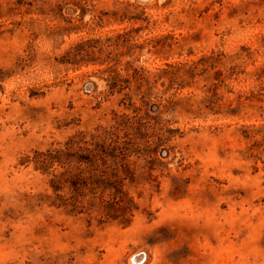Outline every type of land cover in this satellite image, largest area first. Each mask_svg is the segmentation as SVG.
Returning a JSON list of instances; mask_svg holds the SVG:
<instances>
[{
	"label": "rangeland",
	"instance_id": "rangeland-1",
	"mask_svg": "<svg viewBox=\"0 0 264 264\" xmlns=\"http://www.w3.org/2000/svg\"><path fill=\"white\" fill-rule=\"evenodd\" d=\"M263 67L264 0H0V264H264Z\"/></svg>",
	"mask_w": 264,
	"mask_h": 264
},
{
	"label": "trees",
	"instance_id": "trees-1",
	"mask_svg": "<svg viewBox=\"0 0 264 264\" xmlns=\"http://www.w3.org/2000/svg\"><path fill=\"white\" fill-rule=\"evenodd\" d=\"M211 65L213 66V68L215 67V64H211ZM260 72H261V73L258 74V77H259V78L264 77V67L260 70ZM259 94H260V93H253V92H251V95H250V96H245L244 99H245V100H251V99H254V98H255V99H258L257 97H258ZM239 102H240L239 104H241V101H239ZM242 104H243V102H242ZM229 111H230V113H234V112H233V109H231V108H230Z\"/></svg>",
	"mask_w": 264,
	"mask_h": 264
}]
</instances>
